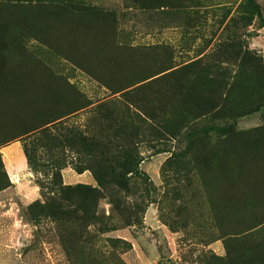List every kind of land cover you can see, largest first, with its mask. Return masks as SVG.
Listing matches in <instances>:
<instances>
[{"label":"rangeland","instance_id":"374dc122","mask_svg":"<svg viewBox=\"0 0 264 264\" xmlns=\"http://www.w3.org/2000/svg\"><path fill=\"white\" fill-rule=\"evenodd\" d=\"M0 157V264H264V0H0Z\"/></svg>","mask_w":264,"mask_h":264},{"label":"trees","instance_id":"16d2710c","mask_svg":"<svg viewBox=\"0 0 264 264\" xmlns=\"http://www.w3.org/2000/svg\"><path fill=\"white\" fill-rule=\"evenodd\" d=\"M51 123H53V124H51ZM51 123H49L51 125L47 124V125H45V127L43 126V127H40L38 129H35V130L31 131L30 135L28 136V140L31 139V145L28 146L27 143L24 144V154H25L26 159H27V162H28V164L30 166L31 165H34V163H33L34 162V157H33L34 156L33 155L34 150H36V151L37 150L38 151L39 150H43V149L46 150V147H47L46 144H48V142L46 141L45 134H46V132L49 131V128L51 126L57 125V123H54V122H51ZM53 138L50 139L51 140V143H52L51 145L53 146V148L56 149V148L59 147V145H63V143H60L59 144V142H57L56 137L54 139ZM33 147H36V149H34ZM129 156H130L129 157V160L126 162V168H127V173L128 174L129 173H134L135 170H136L134 155L130 153ZM76 172L78 174H81L82 173V171H78V168H76ZM91 174H92V177L94 178V180L97 182L98 186H102L103 181H104L103 180V175L97 174L92 169H91ZM77 188H79V189H85V188H83V186L81 184H77ZM88 190L93 191L95 189H91L90 188Z\"/></svg>","mask_w":264,"mask_h":264},{"label":"crops","instance_id":"0c3cea01","mask_svg":"<svg viewBox=\"0 0 264 264\" xmlns=\"http://www.w3.org/2000/svg\"><path fill=\"white\" fill-rule=\"evenodd\" d=\"M12 151H13V153H15L18 156L19 162H23L22 161V156H21V161H20V157H19L18 152H17L18 150L14 149ZM21 164H23V163H21ZM65 171H66V169L63 170V177H64V172ZM75 174L76 175L70 174V176L68 178L67 185H75V184H82V183L92 184L93 181H94L93 177L90 175V173L84 172V173H81V174H77V173H75Z\"/></svg>","mask_w":264,"mask_h":264}]
</instances>
